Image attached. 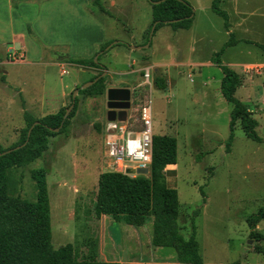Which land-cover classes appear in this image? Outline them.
I'll use <instances>...</instances> for the list:
<instances>
[{
	"label": "rangeland",
	"instance_id": "1",
	"mask_svg": "<svg viewBox=\"0 0 264 264\" xmlns=\"http://www.w3.org/2000/svg\"><path fill=\"white\" fill-rule=\"evenodd\" d=\"M210 2L204 0L200 7L203 13L200 30L206 33L204 53L200 56L192 53L191 48L197 32L175 33L168 25L154 32L148 47L132 55L138 60L134 69L142 67V62L146 67L151 66L153 79L157 75L165 77L168 89H157L154 82L153 85L142 84L139 71L117 73L115 77L118 82L129 83L134 109L151 103L153 133L175 136L178 140L177 163L163 170L168 184L178 190L180 232L188 238L195 225L203 263L264 264V252L256 249L258 245L264 248V218L253 227L248 223L249 216L264 206V141L248 137L238 120L230 149L225 145L230 136L233 104L221 93L223 73L210 64L209 54L218 51L229 34L222 18L218 17L214 23L206 20L208 12L214 14ZM91 8L103 18L107 14L98 4ZM255 9L257 13L247 17L244 32L264 41V7ZM149 18L152 20L147 10L133 14L127 21L120 18L119 26L127 24L131 32L122 26L119 38L127 44L133 42L132 35L142 40L140 23ZM146 36L147 33L144 45L150 40L149 37L146 42ZM241 45V52L232 53L237 48L227 49L223 59L240 74L242 83L236 96L258 120L257 132L264 138V51L247 43ZM110 60L119 70H131L122 56ZM152 60L166 63L154 66L149 64ZM249 65L260 71L249 72ZM68 69L69 73L64 76L60 75V69L54 70L57 82L70 84L80 75L76 67L68 65ZM72 91L62 107L71 104ZM215 93L220 96L216 97ZM107 94H78V105L74 107L67 130L50 136L48 150L38 159L9 167V191L14 196L36 200L37 186L31 171L45 168L55 248L72 243L79 257L86 258L94 241L98 245L99 260L121 264H183L174 248L154 244L153 216L144 226L136 227L95 214L99 175L113 170L107 165L104 147ZM207 100L209 106H205ZM16 105L14 103V109ZM25 126L24 115L23 120L15 112L12 116H0V146L8 148L18 142ZM141 176L150 178L151 172ZM198 208L200 213L193 222L192 216ZM252 231L263 238L252 235Z\"/></svg>",
	"mask_w": 264,
	"mask_h": 264
},
{
	"label": "trees",
	"instance_id": "2",
	"mask_svg": "<svg viewBox=\"0 0 264 264\" xmlns=\"http://www.w3.org/2000/svg\"><path fill=\"white\" fill-rule=\"evenodd\" d=\"M158 1V0H154ZM222 0H212L211 8L224 20V27L230 30L229 13L221 7ZM98 4L102 11L106 9L100 0H92ZM152 23L149 33L156 23L155 32L162 26H171L174 30L190 29L193 25L195 8L189 0H161L160 3L151 2ZM28 32L35 37L32 28ZM155 34V33H154ZM255 44L264 51V45L252 40H244ZM113 41L103 43L96 54L91 58H73L67 61L72 64L94 67L99 69V74L92 77L93 80L106 69L100 58L107 52V47ZM239 40L230 32L229 39L222 48L212 54L211 61L221 69L223 77L220 90L223 97L233 104L230 119V136L225 141L227 149H230L234 140V131L238 120L246 132V135L257 142H263L257 132L258 120L252 116L247 105L237 96L236 91L241 86L240 74L222 61V55L226 49L235 45ZM115 45H128L118 41ZM95 57H98L95 60ZM109 81L106 74L99 78L93 85L82 89L79 94L96 96L105 93ZM157 89L166 90L168 81L165 77L157 75L154 78ZM73 93V92H72ZM78 105L76 98L75 108ZM68 107H61L54 113L42 117H36L28 111L24 112L26 126L22 129L18 142L8 148L0 146V152L23 144L25 146L14 149L0 156V264H121L119 261L99 260L97 242H91L89 254L86 258H80L75 246L67 243L55 248L52 243L51 226V202L47 183V170L45 168L32 169L31 176L36 182V200H28L19 195L14 196L9 191L8 169L11 165H26L41 157L49 146V137L67 130L73 111L64 118ZM38 124H35L36 122ZM35 124V125H34ZM34 125V126H33ZM32 128L30 136L29 129ZM54 131L51 128H58ZM98 128H100L98 126ZM201 159V157H198ZM178 159V140L175 136L167 134H154L152 138V162L149 173L150 178L144 176L132 177L119 171H104L99 175L98 192L95 203L97 217L110 215L117 222H124L136 227L144 226L148 218H154L153 242L157 246L174 248L178 259L183 264H204L199 252L196 239V228L193 224L192 233L186 238L178 225L179 194L175 187L168 184L166 172L163 170L169 164H176ZM200 190L204 193L203 189ZM200 213L196 209L192 221ZM264 218V206L248 218L251 227ZM252 235L263 238L259 233L252 231ZM257 251L264 252L260 245Z\"/></svg>",
	"mask_w": 264,
	"mask_h": 264
},
{
	"label": "crops",
	"instance_id": "3",
	"mask_svg": "<svg viewBox=\"0 0 264 264\" xmlns=\"http://www.w3.org/2000/svg\"><path fill=\"white\" fill-rule=\"evenodd\" d=\"M100 1L107 11L104 18L91 8L93 5L92 0H0V116H12L15 112L23 120L25 111L33 115L35 113L42 114V116L58 111L65 105L67 96L73 89L89 81L92 77L98 75L100 71L94 67L72 64L67 60L70 57L91 58L96 54L99 47L107 41L125 42L119 38L120 28L122 26L126 27V31L129 33L131 28L127 24L119 26L120 18L127 21L133 14L142 10H147L148 14L152 16L150 0ZM189 1L195 8L192 27L178 30L171 28L175 33L180 31L197 32L192 39L191 48L192 53L200 56L204 53L203 43L206 36V33L200 30L203 21V13L200 7H203L204 0ZM208 1H211L212 4V0ZM262 3H264V0H222L221 7L225 5L226 8H222L230 16V30L226 31L229 35L230 32H233L235 38L239 40L235 45L227 48L228 50L237 48L232 53L242 51L241 43H247L244 40H252L264 45V41L251 38L244 32L248 23L247 17L257 13L255 8L264 7V5H261ZM248 9L251 10L248 12ZM214 14L208 12V15H206L208 18L206 20L209 23L215 20L218 21V17L222 18L215 12ZM151 23V18L140 23V37L142 40H137L132 35L133 42L128 45L112 46L100 58V61L106 65L107 69L105 71L109 75L105 93L109 88H128L129 83L118 82L115 74L139 71L143 80V73L146 68L150 69L151 85H153V68L144 66L142 62V67L134 69L138 60L132 58L134 52L146 48L142 45H144L145 34ZM29 26L32 28L35 37L29 34ZM250 45L258 47L255 44ZM138 46L142 47L139 48ZM173 46L176 48L175 45ZM10 49L23 50L24 59L21 61L9 60L8 53ZM227 49L222 55L224 64H227L223 59ZM112 50H114L113 54L110 53ZM212 54H209V62L212 66H216L211 61ZM121 56L122 59L127 60V63H130L127 65L130 66L131 70H119L117 67L112 66L110 59ZM163 63L166 62L154 60L149 62L150 65L154 66ZM68 65L76 67L80 75L70 84L63 82L60 84L55 79L54 70L56 68L60 69V75L64 76L69 73ZM63 68L66 70L65 73L62 72ZM118 83L121 85H118ZM204 85L207 86L208 83L205 82ZM215 95L216 97L220 96L219 93H215ZM208 102V100L205 102V106H209ZM14 103L18 105L15 109L13 107ZM42 116L39 115L38 117ZM174 165L176 164H169L166 167ZM102 216L112 218L109 215Z\"/></svg>",
	"mask_w": 264,
	"mask_h": 264
},
{
	"label": "built area",
	"instance_id": "4",
	"mask_svg": "<svg viewBox=\"0 0 264 264\" xmlns=\"http://www.w3.org/2000/svg\"><path fill=\"white\" fill-rule=\"evenodd\" d=\"M25 57L23 50L10 49L8 59L21 61ZM259 72L254 65L248 66V71ZM62 72L66 70L63 68ZM150 69L143 73L142 84L152 83ZM132 102V101H131ZM129 110V111H128ZM108 121L104 129L105 155L107 165L111 169L126 173L132 177L143 175L137 172L139 167L151 168L152 138H153V110L151 103H146L134 109H127L125 120Z\"/></svg>",
	"mask_w": 264,
	"mask_h": 264
},
{
	"label": "water",
	"instance_id": "5",
	"mask_svg": "<svg viewBox=\"0 0 264 264\" xmlns=\"http://www.w3.org/2000/svg\"><path fill=\"white\" fill-rule=\"evenodd\" d=\"M150 1L153 3H160L161 2V0H158V1L150 0ZM155 29H156V23L153 24V26H152V30H151L150 35H149V37H150L149 42L146 45H143V47H148L150 45V42L153 38ZM116 43H117V41H114L113 43H111L107 47V50H109ZM138 47L141 48L142 46H138ZM97 58L98 57H95V60H97ZM106 74H107V71H104L101 75L97 76L93 80H89V81H86L85 83H83L80 86V88L85 89V88L93 85L95 82H97L99 80V78H101L102 76H105ZM107 92H108V94H107L108 95V112H107L108 121L110 122V124H114L113 122L116 120H122V121L125 120L126 115H127V109H129L131 107V103H132L131 102V90L129 88H109ZM78 93H79V88H75L73 90V93H72V102L69 105V107L67 108L65 115H64V118H66L73 111L75 104H76V98H77ZM38 123L39 122L37 121L35 124H38ZM32 128L33 127H31L29 129L28 136H30ZM51 129L57 132L60 130V127L51 128ZM27 142H28V139L21 145H18L14 148H9L3 152H0V156L3 154H6L8 152H11L14 149H18V148L25 146L27 144ZM137 172L141 173V174H148L149 168L139 167L137 169Z\"/></svg>",
	"mask_w": 264,
	"mask_h": 264
}]
</instances>
